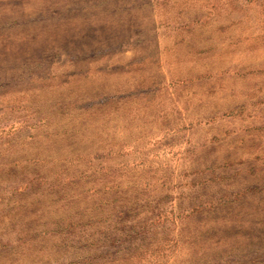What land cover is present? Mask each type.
<instances>
[{
  "label": "rangeland",
  "instance_id": "1",
  "mask_svg": "<svg viewBox=\"0 0 264 264\" xmlns=\"http://www.w3.org/2000/svg\"><path fill=\"white\" fill-rule=\"evenodd\" d=\"M0 264H264V0H0Z\"/></svg>",
  "mask_w": 264,
  "mask_h": 264
}]
</instances>
